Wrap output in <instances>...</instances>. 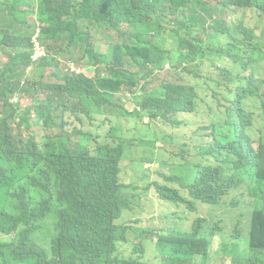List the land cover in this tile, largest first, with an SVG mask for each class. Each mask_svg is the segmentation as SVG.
Wrapping results in <instances>:
<instances>
[{"label": "trees", "instance_id": "16d2710c", "mask_svg": "<svg viewBox=\"0 0 264 264\" xmlns=\"http://www.w3.org/2000/svg\"><path fill=\"white\" fill-rule=\"evenodd\" d=\"M205 6L224 15L201 20ZM238 9L264 18V0H0V55L7 54L0 62V235L11 238L0 239V264H212L220 221L199 216L189 229L158 232V263L117 224L141 204L139 186L121 182L123 160L138 158L144 144L157 159V143L174 137L163 127L177 129L190 114L202 124L180 138L182 164L158 161L171 171H160L162 180L142 193L155 186L160 199L196 211L198 202L218 204L241 191L253 205L249 236L222 242L218 255L227 264H264V30L260 38L243 18L227 21ZM37 25L46 54L34 59ZM94 28L105 33L108 52L93 45ZM76 55L90 58L94 76L62 69ZM166 61L194 81L166 78L158 87L143 85L135 99L119 94ZM201 90L213 101L202 114ZM58 97L61 109L53 107ZM88 114L112 122L103 140L75 124ZM121 117L135 122L132 135L113 124ZM16 121L47 133L17 135ZM184 161L194 165L185 170L189 180ZM35 210L40 223L32 227Z\"/></svg>", "mask_w": 264, "mask_h": 264}, {"label": "rangeland", "instance_id": "374dc122", "mask_svg": "<svg viewBox=\"0 0 264 264\" xmlns=\"http://www.w3.org/2000/svg\"><path fill=\"white\" fill-rule=\"evenodd\" d=\"M214 3L218 0H209ZM80 3V1H79ZM224 15L223 12H218L216 9H211L208 6H205L201 13V20L206 19L210 16L222 17ZM235 13L232 11H228L226 18L228 21H231L235 17ZM239 17H244L246 22L255 27L258 35L261 36V32L264 28L263 18H259L257 14L253 10H244L239 11L237 14ZM30 22L35 21L34 17H28ZM93 45L94 43L100 49L97 50L100 53H106L109 49V42L107 41L106 35L103 31L98 30L97 28L93 29ZM119 39V37H116ZM166 47L168 49L173 48V43L171 40H168L166 43ZM80 56L76 55L75 59H69L67 61L68 66H71V71L77 69V64L80 62L81 67H83L85 74L90 76H94L95 68L93 62L90 58H85L84 60H79ZM177 56L175 55L172 60L175 61ZM7 60V54L0 55V62ZM110 61L109 58H107ZM66 60L62 61L61 67L65 69ZM171 68L168 71H161L155 73L148 80L141 78L140 84H144L149 82L150 87H157L161 84V82L169 78L174 81H194L192 75L187 73L178 74L175 69L172 68V64L170 61ZM66 71V69L64 70ZM32 71L30 72V74ZM84 82L90 84L89 80H84ZM202 96L206 100V104H211V98L209 95L201 90ZM121 95L125 97L126 92H122ZM24 98V97H22ZM128 108H131V103H126ZM64 101L61 98H56L53 102L54 108H63ZM204 104H202L201 111L204 110ZM67 113H70L69 109H66ZM187 114L182 115L180 120H183ZM35 120L34 118H32ZM113 124L118 121L124 127L123 132L127 135H132L135 131V122L128 117H121L119 119L112 118ZM16 125L14 127V132L17 135L29 136L32 134L35 138L40 139L47 131L43 128V126H39L33 124L31 129H26L19 125V121H16ZM75 124H84L87 125L95 134L101 135L99 140H103L106 135L109 127L112 122L109 121L105 117H100L95 114H88L82 118V120H75ZM201 124L200 117H197L195 114H190L189 118L182 124L178 125V128H165L163 127V132L171 133L174 137H170L166 142L160 141L158 143V148L155 150L157 159L152 160L149 156L151 152L152 146L150 144L144 145V148L137 149V156L135 157H126L122 163V173L121 180L124 184H136L139 186L138 192L141 194V204L137 205L135 209L124 212L121 219L118 221V224H124L129 227L130 233V241L132 243H140L143 242L147 246V258L149 260H153L154 262H158L156 259L157 253L155 251V245L157 242V233L163 230L164 228H168L172 225L180 227L182 229H189L193 219L197 216H206L209 217L212 221L221 222L222 225V233L216 240V244L214 247V254L211 259L212 264H227L225 261V257L218 255V251L222 242H231V240H240L244 241L248 236L249 225L251 223L252 217V205L250 201L241 195V191L232 192L228 196L224 197L222 202L216 205L204 204L198 202V208L196 211H191L185 207V205H176L170 201H164L159 198V193L156 192L155 186H152L148 194L145 195L142 193V189L144 185L155 180H161L159 176L160 171H171L170 166H161L158 161L162 159H167L171 164L180 165L182 161L180 160V141L178 137H182L184 135H190L193 133ZM142 156L146 157L147 162L143 165L142 162H138ZM188 166H194L193 163L184 161V165L181 170L184 175L187 176V179H190L191 171L188 173L185 170ZM173 186L176 187L177 183H173ZM234 202H238L233 204ZM39 201V205H40ZM40 210H35L33 222L30 223V226L35 227L40 222L38 221ZM239 230L238 239L233 237V233ZM141 234H144L142 237H138ZM232 236V239L229 238ZM0 238H5L0 236Z\"/></svg>", "mask_w": 264, "mask_h": 264}, {"label": "clouds", "instance_id": "9594fccd", "mask_svg": "<svg viewBox=\"0 0 264 264\" xmlns=\"http://www.w3.org/2000/svg\"><path fill=\"white\" fill-rule=\"evenodd\" d=\"M38 2L39 1H34V3H35V6H34V8L35 9H37V5H38ZM242 9H238L237 10V12L235 13L234 11H232V12H234L236 15H235V17H234V19L237 17V18H243L244 20H245V18L244 17H239L237 14H238V12L239 11H241ZM244 10H252V9H243L242 11H244ZM254 11V10H253ZM255 12V11H254ZM256 13V12H255ZM257 14V13H256ZM227 15V14H226ZM257 16H258V14H257ZM34 17V19L36 18V15H34L33 16ZM259 18H263V17H260V16H258ZM226 18V17H225ZM233 19V20H234ZM226 20H227V18H226ZM228 21V20H227ZM232 21V20H231ZM263 21H264V18H263ZM245 22H246V20H245ZM247 23V22H246ZM248 24V23H247ZM248 25H250V24H248ZM250 26H252V25H250ZM252 27H254V26H252ZM37 28H40L41 29V36H40V39H41V42H42V45H43V47H44V51H45V45H44V43H43V40H42V28L39 26V25H37V26H35L34 28H33V32H32V36H31V43H32V47H31V51H32V53H31V56L33 57V52H34V50H33V42H32V37H33V34H34V32H35V30L37 29ZM255 28V27H254ZM263 30H264V28H263ZM263 30H262V32H261V36L259 35V37L260 38H262V36H263ZM255 31H256V29H255ZM257 33V32H256ZM44 54H46V53H44ZM43 54V55H44ZM39 58V57H38ZM171 62V61H170ZM171 64H172V62H171ZM78 67H80V71L79 72H77L76 71V69L75 70H72V71H74V73L75 74H85V71L83 70L84 68L83 67H81V64H79V66ZM70 68V70H71V66H68V64H67V61L65 62V69H66V72L68 71V69ZM171 68V65H170V63L169 62H165L164 63V65L162 66V67H155V66H153V65H150V69H152L153 70V75L155 74V73H158V72H161V71H168L169 69ZM172 68L173 69H175L176 70V68H174V66H173V64H172ZM63 69V68H62ZM65 69H63V70H65ZM133 70H136V69H133ZM177 71V70H176ZM86 75V74H85ZM152 75V76H153ZM87 76H89V75H87ZM151 76V77H152ZM150 77V78H151ZM142 78V77H141ZM141 78H140V80H141ZM143 79H145V78H143ZM149 79V78H148ZM148 79H146V80H148ZM165 80V79H164ZM146 83H148V82H146ZM146 83H144V84H140V82H139V86L138 87H135V88H133V90H123V91H121L119 94H121L122 92H126V95L125 96H127V97H130V98H133V99H135L137 96H140L141 94H142V90H141V88L143 87V85H145ZM162 83V82H161ZM158 87V86H157ZM207 95V94H206ZM203 97V96H202ZM209 97L211 98V96L209 95ZM204 98V97H203ZM204 100H205V98H204ZM212 103H213V101H212V99H211V104H206V100L204 101V102H202L201 103V108H202V104H204V106H203V108H204V110L203 111H201V108H200V110H199V112L198 113H203V112H206V111H208V106L209 105H212ZM256 112V116L258 115V112L257 111H255ZM202 124V123H201ZM200 124V125H201ZM199 128V127H198ZM197 128V129H198ZM196 129V130H197ZM195 130V131H196ZM194 131V132H195ZM193 132V133H194ZM192 134V133H191ZM190 134V135H191ZM189 135V136H190ZM185 136V135H184ZM184 136H182V137H184ZM186 136H188V135H186ZM182 137H178V139L180 140V138H182ZM183 140V139H182ZM159 143V142H158ZM158 143H157V145H158ZM144 145H146V144H144ZM143 148H145V147H143ZM157 149H159L158 148V146H157V148L156 149H154V152H155V150H157ZM155 154H156V152H155ZM162 160H167V159H162ZM168 161V160H167ZM169 162V161H168ZM170 163V162H169ZM121 173H122V170H121ZM121 173H120V179H121ZM161 178V177H160ZM162 180V179H161ZM160 180V181H161ZM121 182H122V180H121ZM123 183V182H122ZM251 203V202H250ZM219 204V203H218ZM137 204H135V206H136ZM210 205H216V204H210ZM252 205V204H251ZM126 211H129V209L128 210H125L124 212H126ZM124 212H123V214H124ZM123 214L121 215V217L123 216ZM252 215H253V205H252ZM121 217H120V219H121ZM197 217H199V216H197ZM202 217H206V216H202ZM196 218V217H195ZM194 218V219H195ZM209 218V217H208ZM119 219V220H120ZM193 219V220H194ZM210 219V218H209ZM251 219H252V217H251ZM119 220H117V224H118V221ZM211 220V219H210ZM193 223V222H192ZM118 225H121V224H118ZM250 225H251V223H250ZM250 225H249V229H250ZM222 230H223V228H222ZM239 230H237V231H235V233H233V234H237V239H238V237H239ZM222 233V232H221ZM221 233L218 235V237L221 235ZM232 234V235H233ZM0 236H2V235H0ZM248 236H249V231H248ZM248 236H247V238H248ZM2 237H5V238H0V239H4V240H7V241H9L11 238L10 237H7V236H2ZM218 237L216 238V240L218 239ZM157 238H158V236H157ZM231 238H232V236L229 238L230 240H231ZM247 238L244 240V241H241V242H245L246 240H247ZM231 241H234V240H231ZM236 241H240V240H236ZM157 242H158V239H157ZM157 242H156V244H157ZM143 243V242H142ZM146 246V245H145ZM156 246V245H155ZM146 249H147V246H146ZM155 251H156V249H155ZM157 253V252H156ZM146 256H147V253H146ZM157 257H158V254H157ZM156 257V259L158 260V262H159V259ZM148 259V258H147ZM149 260V259H148ZM150 261H153V260H150ZM154 262V261H153ZM158 262H154V263H158Z\"/></svg>", "mask_w": 264, "mask_h": 264}, {"label": "built area", "instance_id": "2783aa9c", "mask_svg": "<svg viewBox=\"0 0 264 264\" xmlns=\"http://www.w3.org/2000/svg\"><path fill=\"white\" fill-rule=\"evenodd\" d=\"M40 36H41V29L37 28L32 37L33 50H34L33 58L34 59L40 57L41 55L45 53ZM80 70H81L80 67L77 66L76 71L79 72Z\"/></svg>", "mask_w": 264, "mask_h": 264}]
</instances>
